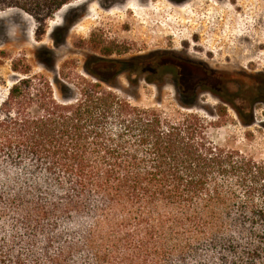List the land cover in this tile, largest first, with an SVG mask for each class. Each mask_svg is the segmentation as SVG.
Returning a JSON list of instances; mask_svg holds the SVG:
<instances>
[{"label":"trees","instance_id":"trees-1","mask_svg":"<svg viewBox=\"0 0 264 264\" xmlns=\"http://www.w3.org/2000/svg\"><path fill=\"white\" fill-rule=\"evenodd\" d=\"M74 1L0 0V13L32 16L40 39ZM76 46L95 53V63L130 54L97 32ZM141 60L121 61L111 80L88 67L96 81L77 86L61 74V97L78 91L66 101L45 76H31L25 58L13 61L25 78L0 105V171L9 169L17 188L0 185V221L10 218L27 238L42 235L43 246L15 252L5 239L0 264H264V163L215 144L194 113L168 116L117 95L123 74L139 84L148 70ZM152 65L153 75L182 77ZM175 89L189 111L205 92L187 82Z\"/></svg>","mask_w":264,"mask_h":264},{"label":"rangeland","instance_id":"rangeland-1","mask_svg":"<svg viewBox=\"0 0 264 264\" xmlns=\"http://www.w3.org/2000/svg\"><path fill=\"white\" fill-rule=\"evenodd\" d=\"M37 26L22 11L0 13V105L25 78L13 72L14 60L25 58L31 76H45L56 97L66 101L74 100L78 91L73 88V96L61 97L56 85L61 74L71 86L82 79L96 81L87 74L88 67L111 80L125 67L119 62L141 57L139 65L148 70L137 85L127 73L118 78L117 95L168 116L194 113L206 121L215 144L264 163V0H77L55 14L40 39ZM96 32L103 41L126 45L130 54L95 63L99 57L76 44ZM154 61L174 66L182 77L153 75ZM186 82L205 91L192 111L177 100L175 85ZM220 106L226 109L224 118L218 116ZM9 171H0L6 192L17 188ZM13 225L10 218L0 221L4 248L42 249V235L27 238Z\"/></svg>","mask_w":264,"mask_h":264},{"label":"flooded vegetation","instance_id":"flooded-vegetation-1","mask_svg":"<svg viewBox=\"0 0 264 264\" xmlns=\"http://www.w3.org/2000/svg\"><path fill=\"white\" fill-rule=\"evenodd\" d=\"M96 63H102V61H98V60H97ZM113 63H116V64H117V61H113ZM119 63L121 64L122 62H119ZM119 63H118V64H119ZM122 64H123V63H122ZM123 65H124V64H123Z\"/></svg>","mask_w":264,"mask_h":264}]
</instances>
